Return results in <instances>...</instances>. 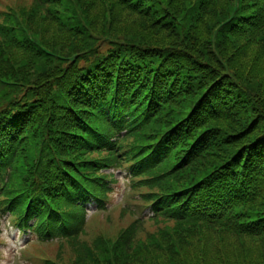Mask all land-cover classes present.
Listing matches in <instances>:
<instances>
[{
	"label": "trees",
	"instance_id": "trees-1",
	"mask_svg": "<svg viewBox=\"0 0 264 264\" xmlns=\"http://www.w3.org/2000/svg\"><path fill=\"white\" fill-rule=\"evenodd\" d=\"M262 85L264 0L4 8L0 235L28 206L36 236L64 239L33 264H264ZM119 171L127 203L85 230L83 204H108ZM147 205L156 217H135Z\"/></svg>",
	"mask_w": 264,
	"mask_h": 264
},
{
	"label": "rangeland",
	"instance_id": "rangeland-1",
	"mask_svg": "<svg viewBox=\"0 0 264 264\" xmlns=\"http://www.w3.org/2000/svg\"><path fill=\"white\" fill-rule=\"evenodd\" d=\"M18 0H0V12L4 8L8 7H14V4H17ZM238 45H232L230 49L223 52L225 55H231L232 58L236 59V51L238 49ZM238 62V61H237ZM239 65V63H238ZM261 92H264V85L261 86L260 89ZM117 178H119V174L117 175ZM128 182V181H127ZM123 178L119 181L118 185L115 186L114 193L111 196L112 202L109 207V213L108 216L112 220H115L118 218L120 209L125 206V200L129 196V187L127 183ZM94 206H90V214L92 215V211L94 210ZM105 218H107L104 215ZM100 222H103L104 219H99ZM117 221V220H116ZM115 221V222H116ZM128 221L122 226L125 227L128 224ZM7 223L4 224V230L1 234L2 242L0 246V264H29L28 259L33 257L34 254H37V251H39V254H49V252L52 251V249L55 246V243H48L44 245H39V247H35L34 245H37L36 243L33 244L30 240H26L28 238L27 236H20L17 238V232L12 233L5 231V226ZM93 229V227H90L89 230ZM237 244L239 245V250H236V253H234L233 256L238 258L247 259V254L249 253L247 249L250 247H253L251 243L244 241H237ZM256 245V244H253ZM259 245V244H257ZM253 250V248H252ZM233 260H235L234 257H232ZM241 259V260H243ZM249 261L261 263V257H259V254L257 252L253 253L248 257ZM245 261V260H243Z\"/></svg>",
	"mask_w": 264,
	"mask_h": 264
}]
</instances>
